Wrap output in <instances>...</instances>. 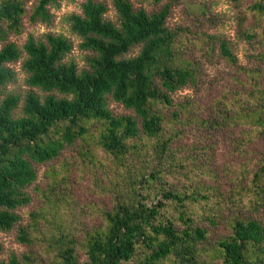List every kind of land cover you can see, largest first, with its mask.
Instances as JSON below:
<instances>
[{"label": "trees", "instance_id": "obj_1", "mask_svg": "<svg viewBox=\"0 0 264 264\" xmlns=\"http://www.w3.org/2000/svg\"><path fill=\"white\" fill-rule=\"evenodd\" d=\"M60 1L38 0L28 12L22 0H0V43L21 35L25 18L50 24ZM230 1L241 10L239 40H259L261 67L243 71L247 80L231 92L232 102L226 96L205 114L199 103L176 105L171 97L188 85L197 89L199 80L197 64L184 57L187 30L167 27L172 4L149 14L130 0H114L116 25L106 19L105 3L88 0L81 15L70 17L80 48L93 55L83 71L65 62L74 46L63 36H30L23 51L15 43L0 49V231L18 227L17 240L28 248L0 264H264V224L243 213L264 207V156L225 167L235 174L229 192L206 156L226 128H245L238 153L264 141V0ZM211 40L237 64L228 42ZM137 47V57L125 58ZM23 53L26 83L45 96L31 91L22 103L5 88L16 81L11 64ZM111 100L134 115L114 114ZM194 125L201 141L187 147L182 140ZM68 150L73 155L64 159ZM40 166L48 167L46 190L36 188L43 206L23 226L18 210L33 202L28 190ZM98 166L93 192H103L107 181L113 204L92 202L99 222L89 225L68 186L77 171L81 182ZM201 222L224 224L230 234L211 240Z\"/></svg>", "mask_w": 264, "mask_h": 264}, {"label": "rangeland", "instance_id": "obj_2", "mask_svg": "<svg viewBox=\"0 0 264 264\" xmlns=\"http://www.w3.org/2000/svg\"><path fill=\"white\" fill-rule=\"evenodd\" d=\"M28 12L35 6L38 0H22ZM88 0H61L58 7L51 8L54 16L50 24L38 23L31 25L28 19L24 20V31L21 35L11 34L6 43H0V49L8 44L15 43L22 51L30 36L36 40H42L45 35L52 34L55 36H63L72 42L74 49L70 55L65 58L66 63H74L79 71L88 68V59L92 57V53L84 51L80 48L82 39L72 31L70 17L74 14H82V6ZM105 3L109 12L106 19L119 25V17L114 7V0H95ZM135 9H144L147 13H155L160 11L164 6L172 4L170 16L167 20V27L170 30L184 29L188 34L182 41L185 43L184 57L197 64L198 66V88L188 85L184 89L171 94L175 104H183L185 102H197L201 105L203 114L208 110L214 111L217 102L229 96L224 102H232V91L237 92L244 88L247 79L243 75V71L256 70L261 64L256 61V56L261 54L262 48L259 40L251 43L239 40L237 37L239 31L238 15L240 8L230 0H164L160 5H155L148 0H130ZM249 3H253L250 0ZM211 37L218 40H225L237 59L236 65H231L221 57L220 44L211 40ZM263 47V46H262ZM211 48L213 53L210 52ZM141 52V47L134 48L125 58L130 59L137 57ZM26 60V54L23 53L21 61L11 64V67L17 73V79L14 83L9 84L5 88V94H17L21 97L22 103L27 93L33 91L40 96H45L40 90L32 89L26 83L28 74L23 69V63ZM264 70V67H263ZM243 79V81H242ZM245 79V80H244ZM264 81V78L263 80ZM240 82V83H239ZM264 85V84H263ZM22 107V105H21ZM110 109L118 116L130 115L132 111L127 110L121 104L110 101ZM173 111V109H171ZM243 126H235L226 128L224 132L218 133L209 144L212 149L210 153L206 151V156L211 157L214 169L220 175L219 186L223 187L226 192L233 188L232 179L234 173H227L225 167L231 164H242L250 159L258 158L260 154L264 156V141L259 140L249 143L243 153L237 152L239 144L242 147L244 139ZM202 131L195 125L187 128V136L182 140L183 144L190 147L192 143L200 142ZM246 142V141H245ZM207 144V143H206ZM243 148V147H242ZM242 150V149H241ZM71 151L64 153V159L72 157ZM104 160V159H103ZM51 165V164H50ZM57 165V164H54ZM257 166L253 167L255 171ZM47 166L38 168V180L28 190L33 197V202L24 208L18 210V214L22 218V225L26 226L30 222V214L43 206V198L36 191L39 187L46 190L48 180L46 177ZM84 180L78 181V171L73 175L71 184L68 188L71 195L77 201V208L82 207L87 212L85 219L89 225L97 224L99 221L93 219L90 205L95 203L96 207L103 205L108 209L112 207L111 194L108 188V182H103V192H93L94 178L101 175L100 166L98 168L85 171ZM225 172V174H224ZM97 173L95 176L94 174ZM207 185L208 180L206 181ZM100 190V189H99ZM247 217H252L264 224V207H260L257 212L243 210ZM201 227L211 232V240H218L230 234L226 225L222 224L218 228H210L208 223L201 222ZM18 227L13 231H0V249L2 251L0 260L8 261L12 254L21 257L28 252V248L23 246L17 240Z\"/></svg>", "mask_w": 264, "mask_h": 264}]
</instances>
